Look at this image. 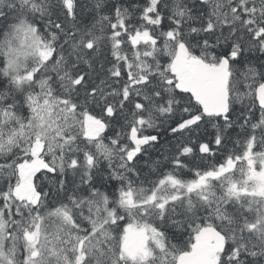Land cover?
<instances>
[{
	"label": "snow or ice",
	"instance_id": "obj_1",
	"mask_svg": "<svg viewBox=\"0 0 264 264\" xmlns=\"http://www.w3.org/2000/svg\"><path fill=\"white\" fill-rule=\"evenodd\" d=\"M0 264H264V0H0Z\"/></svg>",
	"mask_w": 264,
	"mask_h": 264
}]
</instances>
